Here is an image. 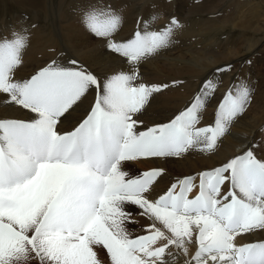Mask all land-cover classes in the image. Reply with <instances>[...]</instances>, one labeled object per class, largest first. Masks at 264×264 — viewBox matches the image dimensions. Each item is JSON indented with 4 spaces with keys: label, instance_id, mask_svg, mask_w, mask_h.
I'll use <instances>...</instances> for the list:
<instances>
[{
    "label": "snow or ice",
    "instance_id": "6c2138e0",
    "mask_svg": "<svg viewBox=\"0 0 264 264\" xmlns=\"http://www.w3.org/2000/svg\"><path fill=\"white\" fill-rule=\"evenodd\" d=\"M83 23L133 65L169 46L179 27L174 18L160 31L137 30L118 41L122 16L111 7L90 8ZM27 44V30L0 39L3 102L34 114L29 120L0 119V264L29 256L41 264H102L98 246L111 264H169L181 256L184 264H264V241L235 242L241 234L264 230V159L251 148L174 179L162 193L156 184L164 169L133 176L123 168V162L140 158L214 151L250 103L247 84L228 89L212 124L199 126L219 83L209 77L178 114L141 131L139 115L169 84L137 82L135 70L101 80L76 60L71 66L53 60L18 80L14 74ZM92 89L90 109L72 130H63L62 118ZM129 207L150 221L143 234L128 230L135 222ZM192 243L197 247L189 258Z\"/></svg>",
    "mask_w": 264,
    "mask_h": 264
},
{
    "label": "bare ground",
    "instance_id": "6f19581e",
    "mask_svg": "<svg viewBox=\"0 0 264 264\" xmlns=\"http://www.w3.org/2000/svg\"><path fill=\"white\" fill-rule=\"evenodd\" d=\"M185 1L189 4L191 2V0ZM210 1L193 0L196 9L189 12L192 16L189 19L187 15L188 21L183 20L185 22L183 24L178 21L179 27L174 29L172 43L148 56L138 65L131 64L125 57L111 51L107 47L106 39L92 34L83 23L84 14L94 7H111L119 12L124 9L126 11L128 6H132L129 8L132 11H127L129 14L133 12L138 17L142 13L151 14L150 17L146 15L149 18H143L146 19L144 21L141 18L143 22L138 24V18H135V22L133 18H127L121 13L122 24L114 39L127 40L132 38L137 30L160 31L171 23L168 22L171 21L169 20L172 17H169L171 14L164 12V0L159 4L152 3V0H112L111 4L103 0H68V2L64 0L60 2V7L62 6L60 9L63 11L61 10L62 13H59L57 20L54 21L56 24L59 23L58 34L49 22L50 19L48 20L49 17L53 19V4L55 6L57 0H0L6 7L8 4L14 6V10L20 14V16L19 14L11 15L9 19L2 17L0 39H11L14 32L23 33V30H27L28 44L22 53V63L14 74L15 79L18 80L29 79L53 60L62 66H71L69 61L76 60L97 74L101 80L121 71L135 70L139 73L137 82L169 84L167 89L153 94L150 103L139 115V119L143 121V125L139 128L141 131L156 123H166L188 106L205 79L211 77L215 80V77H218L216 69L232 63L237 65L234 75L225 71L221 72L220 81L217 78L218 87L201 114L199 126L214 123L218 105L231 87L247 84L251 89L253 100H250L246 110L231 123L228 132L219 139L214 151L205 152L194 149L180 157L140 158L123 162V168L128 172L152 168L164 169L165 174L156 184V191L162 193L174 179L197 175L206 169L217 167L249 148L253 150L259 146L258 143H261L257 142L255 132L264 124V63L260 73L261 87H259L260 84L256 85L259 82L257 81L259 69L253 68L263 59L260 57L264 51V0H237L234 5L233 0H221L217 3H209ZM168 3L170 5L171 2ZM227 3L229 6L225 10L222 5L227 6ZM174 4L172 3L175 7ZM206 5L209 7H205ZM162 6L164 8H161ZM165 6L168 8L167 5ZM162 15H165L164 20ZM220 33L224 36L217 37ZM207 37L208 40L204 41L203 38ZM215 38L218 40L215 41ZM244 64H246L245 73H249L248 76L241 72ZM173 81L180 83L173 84ZM95 94V89L90 90L79 106L62 118L63 130H71L84 117L94 103ZM4 99L5 96L0 94V119L34 118L33 113L17 105L6 104L3 102ZM196 182L199 183L198 178ZM197 191L198 188L191 194ZM137 211L139 213L138 209ZM134 221L133 224L138 229L131 228L135 230L131 232L133 235L143 234L145 226L150 222L139 214ZM257 241H264V230L241 234L235 242L246 244ZM100 247L98 258L100 256L105 258L101 260L102 264H111L106 249ZM196 247L195 243L189 245V258L194 255ZM184 259L183 256L176 260L170 259L169 264H184Z\"/></svg>",
    "mask_w": 264,
    "mask_h": 264
},
{
    "label": "rangeland",
    "instance_id": "374dc122",
    "mask_svg": "<svg viewBox=\"0 0 264 264\" xmlns=\"http://www.w3.org/2000/svg\"><path fill=\"white\" fill-rule=\"evenodd\" d=\"M65 1H67L68 2V0H65ZM105 3H108V4H111L112 3V0L110 1V0H103ZM158 2H156L155 0H152V3H158L159 4V2L160 3H163L161 0H157ZM183 2V4H179V3H182ZM166 0V2L168 3V2H171L170 3V5H169V3L167 4L166 2H165V0H164V3H165V5H167L168 6V8L165 6V5H163L161 8H164V12L165 13H169V14H171L169 17H171V18H169V20H173V18L175 17V19L177 20V21H179L180 22V24H183V23H185L183 20H185V21H188L189 19H190V17L192 16V14L190 13L189 14V12H191V10L192 9H196V6H195V4L193 3V0H191V2H190V4H191V6H190V4L189 3H187L185 0L183 1V0ZM221 2V0H216V2H215V0H211L209 3H217V2ZM237 0H233V5L235 4V2H236ZM60 2H64V0H57V3L55 4V6H54V4H53V10H52V12H54V13H52L53 14V19L51 20V18L49 17L48 18V20H49V22L55 27V33L56 34H58V25H59V23H55L54 21H56L57 19V16H58V14L59 13H62V9H60V8H62V6L60 7V5H61V3ZM178 2V3H177ZM230 2V1H229ZM172 3L174 4V3H177V4H174L175 5V7L172 5ZM208 3V4H209ZM231 3V2H230ZM185 4V5H184ZM192 4H194V5H192ZM7 5V4H6ZM155 5V4H154ZM153 5V6H154ZM180 5V6H179ZM8 7H6L5 5H4V3L3 2H0V20L2 19V17H5V18H10V16L12 15V16H15V15H17V14H19L17 11H15L14 10V6H12V5H10V4H8L7 5ZM59 6V7H58ZM173 6V7H172ZM177 6V7H176ZM194 6V7H193ZM228 6H229V4L227 3V6H225V5H222V7L226 10V8H228ZM132 6H128V9H126V11H119V12H117V13H119L120 15H122V14H125L126 16L125 17H127V18H133L134 20H135V22H136V19L135 18H138V20H137V23L138 24H140V23H142L144 20H146L147 18H149L150 17V15L151 14H148V13H146V14H144V13H142L139 17L137 16V15H134L133 14V12H132V14H133V17H132V14H129V12H127L128 10H129V8H131ZM188 7H190L189 9H188ZM205 7H209L208 5H206ZM174 10H173V9ZM58 9V10H57ZM167 9V10H166ZM175 9L177 10V11H175ZM182 9V10H181ZM184 9V10H183ZM203 9V8H202ZM62 10V11H61ZM131 10V9H130ZM129 10V11H130ZM166 10V11H165ZM186 10H187V12H186ZM132 11V10H131ZM181 11H182V13H181ZM172 12V13H171ZM177 12V13H176ZM179 12V13H178ZM185 12V13H184ZM122 13V14H121ZM174 13V14H173ZM181 13V14H180ZM57 14V15H56ZM178 14H179V16H178ZM146 15H148V16H146ZM175 15V16H174ZM185 15V16H184ZM187 15H188V18L189 19H187ZM195 15H197V14H195ZM19 16H20V14H19ZM60 16V15H59ZM136 16V17H135ZM163 17H162V19L164 20V18H165V15H162ZM174 16V17H173ZM184 16V17H183ZM33 17H35V15H34V13H33ZM178 17H179V19H178ZM182 17V18H181ZM55 18V19H54ZM78 18H80L79 17V15H78ZM142 18V19H141ZM143 18H146V19H143ZM186 18V19H185ZM143 20V21H141V20ZM53 21V22H52ZM171 21H168V22H171ZM182 22V23H181ZM60 24H61V22H60ZM60 35V34H59ZM224 36V34H222V33H220L217 37H220V36ZM195 37H196V35H195ZM203 39H205L204 41H206V40H208V37L207 38H203ZM216 40H218L217 38H215V41ZM220 48H218V50H219ZM223 50H225V49H223ZM221 51V50H220ZM217 52H219V51H217ZM249 54H251V53H249ZM263 58V59H262ZM260 59H262L261 60V63H260V61L258 62V63H256V67L255 68H253V69H256V70H258L259 69V74H258V79L259 80H257V81H259V82H257L256 83V85H258L259 86V84H260V86L259 87H261V76H260V73H261V68H262V63H264V51H263V54L261 55V57H260ZM258 64V65H257ZM246 64H244L243 65V67H242V73H245V69H246V66H245ZM226 66V65H225ZM237 65H235L234 63H232L231 64V69L229 70V72H230V75H234L235 73H236V70H237V67H236ZM234 68V69H233ZM263 68H264V66H263ZM217 74H219L218 75V77H215L216 79L215 80H217V78H218V81H220L221 80V76H222V73L221 72H219V73H216V75ZM247 74V75H246ZM248 74L249 73H245V75L246 76H248ZM236 80V79H235ZM251 101L253 100V96L251 95ZM252 104H253V102H252ZM255 134H256V138H257V142H263V144H261V143H258L259 144V146H257V147H255L254 149H253V151H254V154H256L257 155V158H259V159H264V147H263V145H264V124L261 126V128L259 127V129L257 130V132H255ZM261 147V148H260ZM263 147V148H262ZM262 153V154H261ZM261 155V156H260ZM142 171H144V170H140V171H132V172H129V174L130 175H139ZM128 211H130V212H132L133 213V217H134V219L136 218V216H137V214H138V211H137V209L136 208H129L128 209ZM127 228H128V230L130 231V232H134L135 230H133V229H131V228H133V227H135V229H138V227L137 226H134V224L133 223H128L127 225ZM100 249H101V247L100 246H98V247H96V252H97V256L99 255V251H100ZM100 261L101 260H103V259H105L104 257H99L98 258ZM15 264H41V262H40V260L38 259V258H36V257H34V256H29V257H27V258H21L20 260H18V261H16L15 262Z\"/></svg>",
    "mask_w": 264,
    "mask_h": 264
}]
</instances>
